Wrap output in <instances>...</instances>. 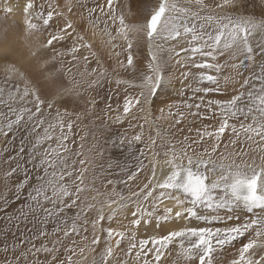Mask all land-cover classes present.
I'll return each instance as SVG.
<instances>
[{
	"label": "snow or ice",
	"instance_id": "6c2138e0",
	"mask_svg": "<svg viewBox=\"0 0 264 264\" xmlns=\"http://www.w3.org/2000/svg\"><path fill=\"white\" fill-rule=\"evenodd\" d=\"M250 6L259 8L260 19L242 14ZM106 8L99 4L88 7V0H26L20 12L21 40L7 50L0 49L4 76L0 104L9 110L6 123L0 121V133L7 136L24 122L31 124L35 135L29 159L24 162V177L17 176V191L35 179L28 198L37 207L31 210L43 211L44 223L65 217L61 221L64 227L58 224L54 229L57 239L51 246H28V241L17 238L10 247L5 241L0 264H40V254L45 256L44 264H128L124 257L133 256L136 264H163L174 244L178 251L173 264H218L226 258L227 247L246 236L227 264H264V52L258 58L250 44V33L264 31V0L259 4L256 0H145L135 12L128 7L119 13L114 0H106ZM2 10L11 14L14 8L5 0ZM77 16L82 23L75 22ZM109 21L116 25L114 29ZM89 29L93 40L99 38L98 44L89 40ZM37 32L48 35L33 39ZM143 41L147 55L137 59ZM105 51L114 65L102 63ZM225 53L230 62L221 64L219 57ZM93 60L95 67L91 66ZM173 60L180 68L178 78L168 68ZM66 63L76 66L75 74ZM113 76L117 85L131 88V95L124 96L115 115L109 116L113 112L110 104L102 110L103 116L94 125L99 137H94L96 143L88 149L94 155L86 154L81 144L75 152L77 159L69 163L65 126L70 132L73 116L80 121L94 113L100 103L98 89L105 80L112 82L109 78ZM125 76L128 78H121ZM232 82L239 88L230 98L206 100ZM176 83L181 85L178 96L160 101L152 110L156 101L151 98ZM188 92L192 95L184 98ZM16 104L20 106L14 107ZM190 116L214 123L196 128L194 139L185 135L177 140L175 130ZM109 120L115 124L126 121L128 128L118 138L109 139ZM57 127L59 136H55ZM226 133H230L228 144L242 142L247 148L227 151L226 144V151L220 152ZM53 139L58 142L56 148L49 144L39 150ZM109 149L126 150L136 161L135 171L121 167L113 151H109L110 162L105 167ZM19 151L24 153L23 146ZM114 158L119 174L126 176L120 183L133 182L150 170L143 186L128 196L117 193L116 182L105 175L111 174ZM21 167L10 158L5 179L17 175ZM97 168L99 175L95 174ZM97 179L102 180L103 191L95 186ZM109 185L112 191L107 190ZM89 192L96 194L88 196ZM165 200L174 203L168 206ZM241 207L248 213L259 209L260 214L241 221L230 214ZM70 212L74 215L69 217ZM125 213L127 225L119 220ZM233 219L236 222L225 227L213 226ZM114 220L118 227H103L104 222L111 225ZM192 220L204 226H189ZM180 221L188 223L179 226ZM140 228L153 234L137 240ZM61 234L79 240L64 246ZM39 235L50 234L41 231ZM125 241L126 249L122 247Z\"/></svg>",
	"mask_w": 264,
	"mask_h": 264
},
{
	"label": "bare ground",
	"instance_id": "6f19581e",
	"mask_svg": "<svg viewBox=\"0 0 264 264\" xmlns=\"http://www.w3.org/2000/svg\"><path fill=\"white\" fill-rule=\"evenodd\" d=\"M7 2L9 4H11L14 8L13 13L8 14L5 13L2 8H3V4L5 3V0H0V49H4L7 50L8 48L15 46L16 44L19 43V41L21 40V32H22V16L20 15V12L22 10L23 4L26 2V0H7ZM37 3H40V0H36ZM114 3L117 6V13H119L120 11H127L128 7H131L132 11L135 12L136 7L142 6L145 3V0H114ZM260 0H256V4H259ZM105 5V11L107 10L106 8V0H88V7H97V5ZM97 14H99V9H97ZM243 15H249V16H255L256 19H259V8H253V7H249L247 9L246 12L242 13ZM233 15H236L235 13ZM75 22L77 24L82 23V21H80L79 17H75L74 18ZM110 27L112 29H114L116 27V25H111V22L109 21ZM101 27H103V23L101 22ZM211 30V29H209ZM48 33L45 32L43 34V36H47ZM113 35H115V32L113 31ZM43 36H41L40 33H35V35L33 36V39H42ZM87 36L89 38V40H91L93 43L98 44L99 43V38L97 37L95 40L92 39V32L89 29ZM117 43H122V41H117ZM262 43H264V33L261 30H256L253 33H250V44L251 46L255 49V55L260 58L261 57V48H262ZM169 45H165V47H168ZM59 48V46H58ZM103 51V50H102ZM264 52V50H263ZM82 53L84 55H87V50H82ZM147 55V43L146 41H143L141 43V45L139 46V51L137 54V59H142L143 57H145ZM70 59V58H68ZM219 62L221 64H225L226 62H230V55L229 54H222L219 57ZM0 63H3V61H0ZM102 63L105 64L106 67H108L109 65H114L115 61L109 57L107 55V52H103V57H102ZM259 64V60L257 61V65ZM92 67H95V61H92L91 64ZM66 68L71 67L73 69V74L76 73V66L73 64H69L66 63L65 64ZM168 68L169 70L173 73L175 78L179 77V71L180 68L178 67V65L175 63V61H170L168 64ZM242 72H244V75H247V72L244 71V69H241ZM2 68H0V86H3L4 84V76L2 75ZM228 70L225 69V73H227ZM123 79H127L128 77H121ZM112 82H109V80H105L102 87L100 89H98L99 91V95L96 96V99L98 101H100V103L96 106V109L94 111L93 114L89 115L86 119H82L80 121H77L75 119V116L72 117V120L74 122V126L72 128V130L69 132L67 127L65 126L64 132L65 134L68 135V141H67V147L68 149H70L71 151L68 153V155L74 157L73 159H75V152L77 149L80 148L81 144H83V151L88 154V155H94L93 153H89L88 149L94 145L96 143V139H94V137H99V132L97 131L96 127L94 126L95 124L98 123L99 118H101L103 116V111L105 110L107 105H111V108L113 109L112 113H109V116L115 115L116 112L115 110L118 108V106H122L123 104V98L125 95H129V88L126 85H117L114 81L116 79V77H110L109 78ZM21 87H23V85H21ZM181 87L180 83H176L174 87H170L168 89H166V92L164 94H161L159 97L157 96H153L151 99L153 101H156V104L152 106V110H155L157 107H159L160 105V101H167L169 97H177L178 93H177V89H179ZM239 88V84L232 82L231 84L224 86L222 85L221 88V92L219 93H212L209 97H206V100L209 98L212 99H226V98H230V96L232 94L235 93V91ZM7 89L5 90V94H4V99L7 100ZM132 91V90H131ZM110 92V93H108ZM114 94L117 93V95L119 97H117L118 99L115 100L114 98ZM131 94V93H130ZM191 92H188L186 94V96L184 98H187L188 96H191ZM109 97H111V99H109ZM192 103H196L198 102V100H192L190 101ZM9 103H11V101H9ZM14 107H18L20 105L16 104L13 105ZM62 110V109H61ZM0 113H3V116H0V121H3L4 123H6V118L9 115V110L6 104H0ZM52 115H55V112L53 111ZM14 118V117H13ZM239 122V121H238ZM237 122V123H238ZM109 126H110V133L108 135L109 139H112L113 137L118 138L119 134L122 133L125 129L128 128V124L127 122H123L122 124H115V123H111V121L109 122ZM204 123H214L213 121L210 120H206V121H200V125H194L193 124V118L189 117L188 120L179 126V129L175 130V138L177 140H182L183 137L185 135L190 136L191 138H196V131L195 129L198 127H202ZM17 128L18 132L17 134L13 132H10L6 137L9 138L10 136L12 138H17L19 139L20 137H25L22 134V130L26 129L28 131V137H30L34 142H35V135L31 133L30 129H31V124L30 123H24L22 122L21 125H19ZM189 129H192L191 132H189ZM148 134V130H145V135L147 136ZM60 135V129L59 127H57L55 129V136H59ZM4 136L2 133H0V142H2V140L4 142ZM81 137H84L83 140H81ZM230 138V133H226L225 136L222 138V142H221V147L219 149L220 152L226 151L224 145H228L227 151H231V150H236L239 151L241 148H247V145L240 142L237 145L233 146L231 144H228ZM100 142H103V139H100ZM49 144H51L52 148H56L58 142L53 139L50 142H45L43 144V146L39 149L40 151H43L44 148H48ZM161 151V155H162V150ZM114 156H117L118 154L121 156L122 160H127V167L131 166V167H135L136 161L128 155L127 151L125 150L123 153H120L117 151H114ZM219 154V153H218ZM98 159V158H97ZM72 160V159H71ZM70 160V161H71ZM258 162V161H257ZM146 174V176H148L149 174L145 171L144 172ZM145 176V177H146ZM142 173L139 174L138 178L135 179L133 182H129L128 187H134L136 186V184L140 181H142ZM146 182L145 179L143 180L142 184ZM16 194V193H15ZM165 203L168 206H172V204L174 202H168L165 200ZM163 206V205H162ZM161 206V207H162ZM221 215H225V213L222 211L220 213ZM231 215H233V217L235 216H239L241 221H243L246 217L254 215V214H260V210L257 209L255 210V213H248L245 209H243V207L236 209L235 212L230 213ZM126 215L125 214H121L119 217V220H123V223L125 225L128 224V220H124L123 216ZM129 220H130V216H129ZM235 219H233V221L231 222H222V223H218L213 225L214 227H225L230 223H235ZM185 223H188L186 221H180L177 222V224L179 226H184ZM204 226L201 222L196 221V220H192L191 223L189 224V226ZM112 226V227H118V221L114 220L111 225L108 224V227ZM153 233L151 231L145 233V229L144 228H140L139 232L137 234V240H139L140 238L145 237L146 235H152ZM157 234H162V233H157ZM247 239L246 237H241L239 238L237 241L234 242L233 245H230L227 247V252H226V258L220 262L218 261V264H227V260L233 258V256L237 253V250L239 249V247L241 246L242 242H245ZM127 244V243H126ZM172 254L170 257H168L167 259H165L163 261V264H173V261L177 260V256H176V252L178 251L177 245H172ZM167 255V253H166ZM128 257H124V259H127ZM128 264H133L131 263V261L128 260ZM180 264H183V261L180 262Z\"/></svg>",
	"mask_w": 264,
	"mask_h": 264
},
{
	"label": "rangeland",
	"instance_id": "374dc122",
	"mask_svg": "<svg viewBox=\"0 0 264 264\" xmlns=\"http://www.w3.org/2000/svg\"><path fill=\"white\" fill-rule=\"evenodd\" d=\"M260 19V14H259ZM264 33V31H262ZM264 50V43H262L261 52ZM110 93V92H108ZM131 93V88H129V95ZM115 100L119 97L116 94H114ZM117 96V97H116ZM191 117V116H190ZM193 118V117H192ZM200 119L199 118H193V124L194 125H200ZM110 122V120H109ZM232 122H238V121H232ZM13 132L17 134L18 130L17 128H13ZM22 134L25 137L12 138L11 136L7 138L4 136V139L6 142L2 140L0 142V249H2L5 241H7L8 245L11 247L12 243L17 240V238H22L25 241H28L30 246L32 243H35L37 247H39L43 243H48L49 246H51V241L54 239H57V234L54 233V229L59 224L61 228L64 227V225L61 223L62 220L65 219V217H59L58 219H49L47 223H44V216L45 214L43 211L40 212H34L31 209L37 207V205L31 201L28 198V192L29 190L35 186L37 183L35 179L32 180V182L25 186V188L21 189L19 192L17 191L16 184H17V176H19L20 179L24 177V162L29 159L28 155V149L32 147V145L35 143L30 137H28V131L26 129L22 130ZM103 143V142H102ZM23 146L24 153H20V148ZM52 147V146H51ZM109 151L114 150H106L105 151V157H104V165L105 167L110 162L109 161ZM118 153V152H117ZM70 156V155H69ZM72 156V154H71ZM70 156V157H71ZM119 158V163L121 167H127V160H122L121 156L118 154L117 156ZM12 158V160L16 161L17 163H20L22 165L21 170L18 172L17 175H14L11 179H5L4 173L9 170V160ZM74 157H71L73 159ZM70 159V160H71ZM75 159L76 156H75ZM69 160V163L71 161ZM38 162V160H37ZM113 163V169L110 175L105 173L107 175L108 179H112L116 182L115 184V191L119 194H122L124 196H128L130 191H136L138 187H142L143 180L145 179L146 174L142 172V181L138 182L136 186L134 187H128V183H120L122 180H126V176L120 173V169L117 168L116 165V159H112L111 161ZM148 161L145 160V164H147ZM12 167L16 166V163H12ZM28 169H32L31 164L26 165ZM132 171H135V167H131ZM150 175V170L146 171ZM32 176L35 177L37 175L36 171H33ZM42 174V170L41 173ZM95 174H100V169L97 168L95 170ZM93 173L89 174V179H91V176ZM103 182L101 179H97L95 182V186L97 188H100L101 191H103ZM108 191H112V186H108ZM16 193V194H15ZM95 192H89L87 193L88 196L95 195ZM17 196H19V199H17ZM31 206V207H29ZM44 207H51L50 204H44ZM69 217L74 215V212H70L67 214ZM71 223V220H69V225ZM112 223V222H111ZM108 222H104L103 227H108ZM41 231H46L50 235L47 237H40L39 233ZM81 235H84L83 231H81ZM89 239H91L92 232H91V226L89 224V231L87 233ZM35 238V239H33ZM59 238L61 239L64 246H67L71 244V240H79V237H71L69 239L63 238L62 234L59 235ZM127 241L122 244V247L126 249L127 247ZM99 251V250H98ZM59 255L61 258L65 255L63 250L61 249ZM4 259L2 251H0V262H2ZM38 260L40 264H44L45 262V256L44 254H40L38 257ZM127 260L131 261V263L136 264L135 257H128ZM89 261H91V255L89 256Z\"/></svg>",
	"mask_w": 264,
	"mask_h": 264
}]
</instances>
